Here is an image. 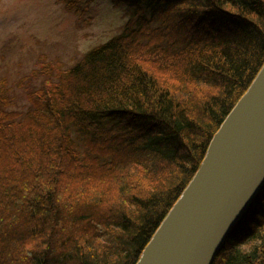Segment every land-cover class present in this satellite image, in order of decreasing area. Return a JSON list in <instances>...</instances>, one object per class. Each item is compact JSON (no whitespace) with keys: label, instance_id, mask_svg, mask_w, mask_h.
<instances>
[{"label":"trees","instance_id":"16d2710c","mask_svg":"<svg viewBox=\"0 0 264 264\" xmlns=\"http://www.w3.org/2000/svg\"><path fill=\"white\" fill-rule=\"evenodd\" d=\"M130 18L28 105L0 85V264H136L264 65V0H111ZM212 264H264V186Z\"/></svg>","mask_w":264,"mask_h":264},{"label":"water","instance_id":"95a60500","mask_svg":"<svg viewBox=\"0 0 264 264\" xmlns=\"http://www.w3.org/2000/svg\"><path fill=\"white\" fill-rule=\"evenodd\" d=\"M264 186V65L136 264H212Z\"/></svg>","mask_w":264,"mask_h":264},{"label":"rangeland","instance_id":"374dc122","mask_svg":"<svg viewBox=\"0 0 264 264\" xmlns=\"http://www.w3.org/2000/svg\"><path fill=\"white\" fill-rule=\"evenodd\" d=\"M130 18L111 0H0V85L9 86L18 109L27 107L35 70L72 67L88 50L118 35Z\"/></svg>","mask_w":264,"mask_h":264}]
</instances>
